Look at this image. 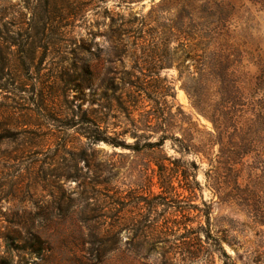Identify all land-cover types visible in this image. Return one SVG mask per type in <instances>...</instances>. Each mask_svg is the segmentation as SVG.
<instances>
[{"label": "rangeland", "instance_id": "rangeland-1", "mask_svg": "<svg viewBox=\"0 0 264 264\" xmlns=\"http://www.w3.org/2000/svg\"><path fill=\"white\" fill-rule=\"evenodd\" d=\"M160 1L118 7L116 0H0V264H254L255 250L264 264V236L256 235L240 207L219 204L206 187L207 160L180 152L170 140L154 155L113 148V134L123 130L129 132L126 144L135 141L116 99L127 100L133 76L143 78L133 70L143 57L140 49L132 55L135 36L120 38L128 46L116 60L113 31ZM165 2L167 23L188 3L192 25L204 8L213 13L216 5L229 18L218 23L217 11L213 24L195 28L206 38L187 42L182 68L178 61L168 69L144 66L143 73H157L139 81L148 84L146 93L163 84L170 90L155 98L157 104L141 93L133 104L135 125L142 129L140 115L158 107L163 118L170 110L171 123L182 128H188L183 117L191 116L194 136L207 139L211 125L190 106L178 73H239L244 93L262 99L257 83L264 78V0ZM219 57L227 66L223 72L211 67ZM155 163L178 172L172 189L158 186ZM191 163L200 187L194 194L180 188V171H193ZM247 173L264 205V166ZM202 203L210 205L211 234L236 243L220 240L230 260L214 253L209 263L205 255L191 254L192 232L206 226L196 210Z\"/></svg>", "mask_w": 264, "mask_h": 264}, {"label": "trees", "instance_id": "trees-1", "mask_svg": "<svg viewBox=\"0 0 264 264\" xmlns=\"http://www.w3.org/2000/svg\"><path fill=\"white\" fill-rule=\"evenodd\" d=\"M141 1L143 0H116L118 7ZM72 7L73 4L70 3L71 10ZM191 7V3L181 5L175 19H170L171 22L167 23L166 21L169 19L163 14L169 13L170 10L165 0H161L155 7H151L146 15H134L131 20L115 27L113 34L117 39L116 46L113 48V59L117 60L124 56L128 44H124L120 38L129 35L135 36V42L131 45L132 55L134 56L137 49H140L144 59L139 57L133 67V70L138 71L143 78L133 76L135 80L128 84L131 91L125 95L127 100L116 99L118 110L126 115L133 127L130 134L135 138V141L132 145L126 144L122 139L129 132L123 130L118 134H113L112 145L113 148L129 149L134 152L145 151L154 155L162 152L165 141L170 140L178 144L180 152L203 157L209 166L205 172L206 187L213 193V196L217 197L218 203L240 207L251 221V227L256 231V235L264 236V229H260L264 228V205L256 201L250 173L246 174V171H251L256 164L264 166V138H259V133L264 128L263 77L257 83V89L263 93L262 99L254 100L253 95L248 97L244 93L242 87L244 78L239 73H178V79L182 81L181 88L187 96L190 106L211 125L212 132L208 133L207 139L194 136L192 131L194 133H198V131L195 130L196 125L192 122L191 116L183 117L182 122L187 123L188 128H182L181 125L171 123L174 116L170 110H167L166 118H163L164 110L161 111L158 107L140 115L138 122L141 123L142 129L135 125L134 113L136 109L133 104L138 102L140 94L144 93L149 100L157 104L155 98L166 97L170 90L163 84L159 91L146 93L148 84L144 82L138 84L139 81L157 76V73H151L149 69H146L149 73H143L144 66L157 70L168 69L175 61H178L179 64L176 68H182L184 59L189 58V54L186 53L187 42L197 39L199 44H203L202 40L206 38L196 33L195 28H207L213 24L215 21L211 18H214L217 11L219 12L218 23L225 24L229 18V13H224L223 7L216 5L213 13L204 8L202 15L196 18V24L192 25L194 20L188 15ZM184 19H188L189 23L185 24ZM221 27L223 29L224 25ZM215 30L216 28L210 32L216 34ZM138 41H141L139 46L136 43ZM171 43H177V47L170 48ZM147 44L150 49H145ZM146 50H149L150 55L145 53ZM139 62H141V66L138 65ZM211 67L223 72L227 66L219 57L213 61ZM162 82L165 83V81ZM178 114L183 113L178 110ZM140 131L142 134L138 135ZM175 131L180 133V137L175 136ZM153 138L155 141H151ZM139 139H144L146 142L140 146ZM214 148L217 150L211 154L210 152ZM190 165L193 171L189 170L187 166H184L180 171V182H183L180 188L189 194H194L195 190H199L200 187L195 180L194 172L197 167L193 163ZM154 166L156 170L152 169V173L156 175L160 189L166 191L172 189V179L173 177L178 178V172L168 173L162 163H155ZM202 206L203 209L196 210L205 217L206 226L204 228L199 226L195 232H192L194 243L191 254L197 256L203 254L209 263H214V253L225 260H230L221 247L220 240H224L229 246L235 245V241H228L226 236L219 240L211 234L210 205L202 203ZM200 234L204 236L203 241L200 239ZM251 259L254 264H263L257 250L251 252Z\"/></svg>", "mask_w": 264, "mask_h": 264}]
</instances>
